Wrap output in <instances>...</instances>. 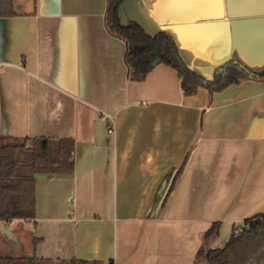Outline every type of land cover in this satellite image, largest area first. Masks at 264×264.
Instances as JSON below:
<instances>
[{
	"label": "crops",
	"instance_id": "0c3cea01",
	"mask_svg": "<svg viewBox=\"0 0 264 264\" xmlns=\"http://www.w3.org/2000/svg\"><path fill=\"white\" fill-rule=\"evenodd\" d=\"M11 1L0 136L71 139L74 167L35 175V216L0 224L1 257L194 264L212 223L208 247L222 248L264 214V80L184 96L177 73L157 65L130 82L107 0ZM118 19L170 36L205 80L234 56L264 67V0H124Z\"/></svg>",
	"mask_w": 264,
	"mask_h": 264
},
{
	"label": "trees",
	"instance_id": "16d2710c",
	"mask_svg": "<svg viewBox=\"0 0 264 264\" xmlns=\"http://www.w3.org/2000/svg\"><path fill=\"white\" fill-rule=\"evenodd\" d=\"M124 0H107L105 27L107 32L124 42V64L127 79L140 82L157 65L173 69L180 80L184 96H193L199 89L210 95L221 92L244 79L264 80V67L253 69L234 56L212 70V79L205 80L190 71L182 62L173 39L165 33L153 37L131 22L120 24L118 8ZM14 15L12 1L0 0V18ZM71 139H18L0 136V224L15 219L30 220L35 216V175L71 174L73 171ZM220 223H212L202 235V247L194 264H264V214L244 220L235 226L222 248H210L217 238ZM35 244V242H34ZM0 264H41L36 258L1 257ZM65 264H103L70 260ZM109 264H112L111 262Z\"/></svg>",
	"mask_w": 264,
	"mask_h": 264
},
{
	"label": "snow or ice",
	"instance_id": "6c2138e0",
	"mask_svg": "<svg viewBox=\"0 0 264 264\" xmlns=\"http://www.w3.org/2000/svg\"><path fill=\"white\" fill-rule=\"evenodd\" d=\"M207 3H223V0H205Z\"/></svg>",
	"mask_w": 264,
	"mask_h": 264
},
{
	"label": "built area",
	"instance_id": "2783aa9c",
	"mask_svg": "<svg viewBox=\"0 0 264 264\" xmlns=\"http://www.w3.org/2000/svg\"><path fill=\"white\" fill-rule=\"evenodd\" d=\"M108 134H113V128L111 126L108 127Z\"/></svg>",
	"mask_w": 264,
	"mask_h": 264
},
{
	"label": "rangeland",
	"instance_id": "374dc122",
	"mask_svg": "<svg viewBox=\"0 0 264 264\" xmlns=\"http://www.w3.org/2000/svg\"><path fill=\"white\" fill-rule=\"evenodd\" d=\"M196 264H204L203 259L198 260Z\"/></svg>",
	"mask_w": 264,
	"mask_h": 264
}]
</instances>
